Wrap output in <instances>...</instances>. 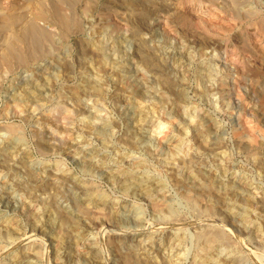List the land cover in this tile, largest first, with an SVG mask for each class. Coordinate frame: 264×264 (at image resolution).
<instances>
[{"label":"rangeland","instance_id":"1","mask_svg":"<svg viewBox=\"0 0 264 264\" xmlns=\"http://www.w3.org/2000/svg\"><path fill=\"white\" fill-rule=\"evenodd\" d=\"M40 2L72 27L38 17ZM12 12L0 27V264H195V234L220 227L203 264H264V0H0V16ZM208 181L235 193L223 215ZM151 182L161 189L147 193Z\"/></svg>","mask_w":264,"mask_h":264},{"label":"bare ground","instance_id":"2","mask_svg":"<svg viewBox=\"0 0 264 264\" xmlns=\"http://www.w3.org/2000/svg\"><path fill=\"white\" fill-rule=\"evenodd\" d=\"M74 1L75 0H67V3H72L73 2V4H74ZM212 1V0H211ZM228 1V0H227ZM39 2V1H38ZM227 3V2H226ZM231 3V2H230ZM250 3V2H249ZM248 3V4H249ZM232 4V3H231ZM36 5V4H35ZM34 5V6H35ZM26 6V5H25ZM237 6V5H236ZM244 6V5H243ZM23 7V6H22ZM21 7V8H22ZM28 7V6H27ZM25 8V7H24ZM73 8V7H72ZM14 10H15V8H14ZM18 10V9H17ZM250 10V9H249ZM13 11V10H12ZM16 11V10H15ZM19 11V10H18ZM253 11H255V10H253ZM10 12V11H9ZM2 13V12H1ZM49 13V15L50 16H52L56 21H57V24L60 26V28L63 30V31H66V30H69L71 27H72V25H73V19L72 18H68V17H66V16H62L61 14H60V12H58L57 10H49L42 2H40V5H39V7H38V11L36 12V15L38 16V17H40V16H46V14H48ZM251 13V12H250ZM255 13V12H254ZM242 14V13H241ZM248 14H249V12H248ZM252 15V14H251ZM255 15H257V13L255 14ZM23 16V15H22ZM21 16V17H22ZM188 17V16H187ZM20 18V14L19 13H15V12H12V13H9V14H6L5 16H0V27L1 26H3V25H6L7 26V24H11L12 22L14 23V22H16L18 19ZM32 18V17H31ZM139 18H140V16H139ZM80 20V19H79ZM189 20V19H188ZM19 22V21H18ZM22 22V21H21ZM208 23V22H207ZM189 24V23H188ZM206 24V23H205ZM264 25V24H263ZM97 26V25H96ZM4 27V26H3ZM75 27V26H74ZM263 27V26H262ZM260 28H261V26H260ZM1 29V28H0ZM3 29V28H2ZM5 29V28H4ZM261 29H263V28H261ZM28 31H29V29H28ZM36 31V30H35ZM117 31V30H116ZM34 32V31H33ZM40 32V31H39ZM70 32V31H69ZM103 32V31H102ZM31 33V32H30ZM49 33V32H48ZM34 34H36V33H34ZM43 35V36H42ZM46 35L47 34H45V33H43V32H41L40 33V35H33L32 34V37H31V39H32V41H31V43L33 42L35 45H37L38 47H39V45H40V43H41V41H42V38H45L46 37ZM102 35V34H101ZM29 38V37H28ZM46 38H48V37H46ZM179 40V39H178ZM50 41H52V40H50ZM110 41V40H109ZM27 42H28V39H27ZM248 43V42H247ZM44 44V43H43ZM33 45V44H32ZM34 45V46H35ZM113 45V44H112ZM46 46V45H45ZM113 47V46H112ZM241 47V46H240ZM245 47V46H244ZM20 48V47H19ZM40 48V47H39ZM194 48V47H193ZM24 49V48H23ZM42 49V48H41ZM44 49V48H43ZM47 49V48H46ZM45 49V50H46ZM27 51V50H26ZM193 52V51H192ZM195 52V51H194ZM26 53V52H25ZM31 53V52H30ZM98 53V52H97ZM14 54H16V53H14ZM181 54V53H180ZM20 55V54H19ZM33 55H35V53L33 54ZM97 55V54H96ZM118 55V54H117ZM15 56V55H14ZM6 57V56H5ZM4 57V58H5ZM22 57H23V55H22ZM187 57V56H186ZM190 57V56H189ZM194 57V56H193ZM24 58V57H23ZM28 59V58H27ZM148 59V58H147ZM19 60V59H18ZM96 60V59H95ZM101 60V59H100ZM152 60V59H151ZM99 61V60H98ZM150 61V60H149ZM182 61V60H181ZM212 61V60H211ZM6 62V61H5ZM22 62V61H21ZM147 62V61H146ZM189 62V61H188ZM11 63V62H10ZM20 63V62H19ZM216 63V62H215ZM218 63V62H217ZM17 64V63H16ZM23 64V63H22ZM111 64V63H110ZM114 64V63H113ZM182 64V63H181ZM93 65V64H92ZM11 66V65H10ZM152 66V65H151ZM150 66V67H151ZM154 66V65H153ZM114 68V67H113ZM208 68V67H207ZM208 69H210V68H208ZM208 69L205 71V75L204 76H208V78H209V76H210V72H208ZM213 71V70H212ZM202 73H204V72H202ZM209 73V74H208ZM127 74H129V73H127ZM214 74V73H213ZM140 76V75H139ZM201 76V75H200ZM83 77V76H82ZM115 77V76H114ZM137 77V76H136ZM215 77V76H214ZM224 77V76H223ZM86 78V77H85ZM91 78H92V76H91ZM131 78V77H130ZM205 78V77H204ZM88 79V78H87ZM91 80V79H90ZM89 80V81H90ZM101 80V79H100ZM116 80V79H115ZM140 80H141V78H140ZM146 81V80H145ZM82 82V81H81ZM207 82V81H206ZM221 84V83H220ZM101 85V84H100ZM136 85V84H135ZM139 85V82L137 83V85L136 86H138ZM141 85V84H140ZM214 85V84H213ZM121 86V85H120ZM88 89H90V91L92 90V91H95V90H100V87L98 86V85H96V84H92L91 86H89V88ZM201 90V89H200ZM96 92V91H95ZM175 94V93H174ZM104 95V94H103ZM180 99V98H179ZM161 100V99H160ZM77 101V100H76ZM177 105H179V104H177ZM58 106V105H57ZM139 115V114H138ZM146 115V114H145ZM144 116V115H143ZM147 116V115H146ZM145 117V116H144ZM140 118H142V117H140ZM148 118V117H147ZM131 119V118H130ZM143 119V118H142ZM153 119V118H152ZM151 121V120H150ZM193 121V120H192ZM196 122V121H195ZM104 124V123H103ZM146 124V123H145ZM198 124V123H197ZM143 125V124H142ZM213 125V124H212ZM200 126V125H199ZM90 127V126H89ZM92 127V126H91ZM193 127V126H192ZM130 128V127H129ZM128 128V129H129ZM9 129V128H8ZM10 129H12V131H13V133H14V130L15 129H17V128H15V127H10ZM94 129V128H93ZM18 130V129H17ZM194 130V129H193ZM105 131V130H104ZM100 132V131H99ZM101 134H103V133H101ZM9 141H12V140H9ZM199 142H200V140H199ZM12 144H14L13 142H11ZM260 143V142H259ZM8 144V143H7ZM11 144V145H12ZM261 144V143H260ZM15 145V144H14ZM14 145H13V147H14ZM44 146V145H43ZM219 146V145H218ZM261 146V145H260ZM9 147V146H8ZM13 147H11V148H13ZM15 147H16V145H15ZM14 147V148H15ZM211 147V146H210ZM11 148H10V151H11ZM13 148V149H14ZM212 148V147H211ZM8 150H9V148H8ZM15 150V149H14ZM7 151V150H6ZM258 152V151H257ZM174 153V152H173ZM252 153V152H251ZM95 154V153H94ZM187 154V153H186ZM257 154V153H256ZM6 158H8V159H10V156L7 154V152H6ZM175 155V154H174ZM178 155V154H177ZM185 155V154H184ZM13 156V155H12ZM170 157V156H169ZM179 157V156H178ZM5 158V159H6ZM258 158H260V156L258 157ZM176 159V158H175ZM182 159V158H181ZM88 160V159H87ZM258 160V159H257ZM181 160L180 159H176L175 160V163H177V162H180ZM183 161V160H182ZM14 162V161H13ZM136 162V161H135ZM143 162V161H142ZM189 162V161H188ZM139 163V162H138ZM138 163H137V165H138ZM139 164H141V163H139ZM173 164V163H172ZM136 165V166H137ZM177 165V164H176ZM180 165V164H179ZM178 165V166H179ZM140 166V165H139ZM177 166V167H178ZM27 167V166H26ZM101 167V166H100ZM134 167V166H133ZM139 168V167H138ZM183 168V167H182ZM263 169V168H262ZM28 170V169H27ZM192 170V169H191ZM32 171V170H31ZM29 173H30V171H28ZM125 172V171H124ZM264 172V171H263ZM131 173V172H130ZM191 173V172H190ZM195 173H196V171H195ZM200 173V172H199ZM30 174H32V172L30 173ZM133 174V173H132ZM184 174H185V172H184ZM187 174V173H186ZM194 174V173H193ZM125 175H127L126 177H128V175L129 176H131L130 174H125ZM182 175V174H181ZM189 175H191V174H189ZM136 176V175H135ZM148 175H146V177H147ZM152 176V175H151ZM178 176V175H177ZM184 176V175H183ZM125 177V178H126ZM185 177V176H184ZM192 177V176H191ZM36 178V177H35ZM58 178L59 179H67V177H65V176H62V175H59L58 176ZM128 178H130V177H128ZM151 178V177H150ZM150 178H148V179H150ZM177 178V177H176ZM180 178V177H179ZM205 178V177H204ZM203 178V179H204ZM65 179V180H66ZM119 179V178H118ZM159 179V178H158ZM161 179V178H160ZM178 179V178H177ZM34 180V179H33ZM136 180V179H135ZM140 180V179H139ZM184 181H185V179H183ZM120 181V180H119ZM163 181V180H162ZM161 181V182H162ZM188 181V180H187ZM209 181H210V179H209ZM209 181H208V183H209ZM123 182V181H122ZM129 182H132V181H129ZM139 182V181H138ZM140 182H141V180H140ZM158 182V181H157ZM157 182H151V184L149 183V184H144L143 183V185H145V186H142L144 189H145V191L147 192V193H150V192H153L155 189H157V188H159V189H161L160 188V185L161 184H159V183H157ZM203 182V181H202ZM213 182V181H212ZM215 182V181H214ZM28 183V182H27ZM26 183V184H27ZM37 183V182H36ZM39 183V182H38ZM127 183V182H126ZM145 183H146V181H145ZM188 183V182H187ZM211 183V182H210ZM209 183V184H210ZM180 184H182L181 183V181H180ZM212 184V183H211ZM123 185V184H122ZM130 185V184H129ZM139 185V184H138ZM151 185V186H150ZM208 185V184H207ZM213 185V184H212ZM135 186V185H134ZM141 186V185H140ZM148 186H150V188H147ZM188 186V185H187ZM205 186V185H204ZM244 186V185H243ZM61 187V186H60ZM130 187V186H129ZM136 187V186H135ZM215 187L216 188H218V186H216L215 185ZM37 188V187H36ZM55 188V187H54ZM131 188V187H130ZM139 188V187H138ZM190 188H192V187H190ZM31 189V188H30ZM56 189V188H55ZM135 189V188H134ZM134 189H133V191H134ZM206 188H204V190H205ZM225 189V188H224ZM239 190L238 191H240L241 189L240 188H238ZM152 190V191H151ZM202 190H203V188H202ZM202 190L200 189V191H201V193H202ZM54 191V190H53ZM157 191V190H156ZM211 196H213L214 198H216L218 201V203H219V205H221V206H219L220 208H218V207H215L214 205L213 206H211V211H213L214 209L213 208H215L216 210L217 209H219L218 211H220L221 213H222V215H223V213H224V206H225V203H227V205H228V202L227 201H233V202H235V201H237V198H235V193H233L232 194V190L230 191V190H226L227 191V193L226 194H224V193H221V192H219V190H216V189H214V185H213V187L210 185V187H208V189L206 190ZM205 191V192H206ZM243 191V190H242ZM245 191V190H244ZM243 191V192H244ZM142 192H144V191H142ZM145 192V193H146ZM155 192V191H154ZM158 192H160L159 190H158ZM223 192V191H222ZM241 192V191H240ZM239 192V193H240ZM30 193V192H29ZM135 193V192H134ZM144 193V194H145ZM157 193V192H156ZM238 193V194H239ZM30 194H32V193H30ZM194 194V193H193ZM204 194V193H203ZM237 194V193H236ZM54 195V194H53ZM143 195V194H142ZM152 195V194H151ZM204 195H206V194H204ZM203 195V196H204ZM240 195V194H239ZM250 195V194H249ZM248 195V196H249ZM156 196V195H155ZM160 196V195H159ZM237 196V195H236ZM146 197V196H145ZM161 197V196H160ZM165 197V196H164ZM202 197V196H201ZM32 198V197H31ZM206 198H208V197H206ZM247 198V197H246ZM249 198V197H248ZM246 199V200H248V206H256V200H252V199ZM156 199V198H155ZM192 199V198H191ZM195 199V198H194ZM30 200V199H29ZM188 200V199H187ZM210 200V199H209ZM208 200V201H209ZM239 200V199H238ZM48 201V200H47ZM107 201V200H106ZM244 201V200H243ZM33 202V201H32ZM155 202V201H154ZM156 202H157V199H156ZM38 203V202H37ZM192 203V202H191ZM212 203V202H211ZM230 203V202H229ZM240 203V202H239ZM156 204V203H155ZM159 204H160V201H159ZM165 204H166V202H165ZM264 204V203H263ZM30 205V204H29ZM45 205V204H44ZM81 205V204H80ZM209 205V204H208ZM230 205V204H229ZM46 206V205H45ZM49 206V205H48ZM157 206V205H156ZM194 206V205H193ZM203 206V205H202ZM206 206V205H205ZM204 206V207H205ZM231 206V205H230ZM241 206V205H240ZM159 207V206H158ZM199 207H201V205L199 206ZM203 207V208H204ZM223 209H222V208ZM237 207V206H236ZM257 207V206H256ZM202 208V209H203ZM81 209V208H80ZM156 209H158V208H156ZM168 209V208H167ZM166 209V210H167ZM37 210V209H36ZM39 210V209H38ZM49 210H51V209H49ZM206 210V209H205ZM231 210L232 211H234L233 210V208H231ZM236 210V209H235ZM256 210V209H255ZM85 211V210H84ZM204 211V210H203ZM174 212V211H173ZM205 212V211H204ZM208 212V211H207ZM61 213V212H60ZM210 213V212H209ZM212 213V212H211ZM210 213V214H211ZM216 213V212H215ZM32 214V213H31ZM40 214V213H39ZM39 214H38V216H39ZM64 214V213H63ZM63 214H61L62 216H64V218H66L67 216H65V214L63 215ZM200 214V213H199ZM204 214V213H203ZM220 214V213H219ZM227 214V213H226ZM229 214V213H228ZM240 215V214H239ZM205 216V215H204ZM12 217V216H11ZM40 217V216H39ZM175 217V216H174ZM177 217H179V216H177ZM177 217H175V218H177ZM217 217V216H216ZM233 217V216H232ZM77 218V217H76ZM175 218H174V221H175ZM223 218V217H222ZM226 218V217H225ZM5 219V218H4ZM62 219V218H61ZM168 219V218H167ZM171 219H172V217H171ZM180 219V218H179ZM224 219V218H223ZM11 220V219H10ZM37 219L35 218V221H36ZM178 220V219H177ZM5 221V220H4ZM69 221V220H68ZM168 223H169V221L168 220H166ZM179 221V220H178ZM172 222V221H171ZM227 222V221H226ZM225 222V223H226ZM11 223V222H10ZM13 223V222H12ZM77 223V222H76ZM231 223H232V221H231ZM254 223V222H253ZM259 223V222H258ZM63 224V223H62ZM78 224V223H77ZM252 223H250V225H251ZM34 225V224H33ZM229 225H230V223H229ZM52 226V225H51ZM43 227V226H42ZM205 227V226H204ZM224 227V226H223ZM41 228V227H40ZM258 230V227H256V225H254V231H257ZM260 230V229H259ZM258 230V231H259ZM45 231V230H44ZM79 231V230H78ZM43 232V231H42ZM262 232V231H261ZM45 233V232H44ZM82 233V232H81ZM84 233V232H83ZM82 233V234H83ZM186 235V234H185ZM185 235H184V233H183V236L182 235H177L176 234V237H175V235H174V237H175V245L174 246H176L178 249L180 248V244H181V242L184 240V238H186L185 237ZM196 238H198V242H199V244H200V248H202V249H200V250H202V252H200L199 253V257H198V259L196 260V262H195V264H203V262H205V260H209L210 258H212L213 256H214V254H216V249H217V246H218V243L224 238V233H223V230L221 229V227L220 228H213V229H210L209 231H205V230H200V231H198L196 234ZM193 237V236H192ZM259 237V236H258ZM227 240V239H226ZM259 242V241H258ZM196 243V242H195ZM226 244V243H225ZM114 245V244H113ZM231 248V247H230ZM236 249V248H235ZM227 250V249H226ZM54 251H56V250H54ZM127 252V251H126ZM57 253H58V251H57ZM88 255L89 256H91V257H94L95 255H93L92 254V251H88ZM179 252H177L176 254H178ZM197 253V252H196ZM55 254V253H54ZM198 254V253H197ZM196 254V255H197ZM124 255V254H123ZM122 254H121V256H123ZM13 256V255H12ZM11 256V257H12ZM21 256V255H20ZM87 256V255H86ZM216 256V255H215ZM237 256V255H236ZM257 256V255H256ZM60 256H58V258H59ZM195 257V256H194ZM21 258V257H20ZM132 255H130L129 253L127 254V255H124V261H125V263H129V264H135L134 263V261L132 260ZM260 258V257H259ZM17 259V258H16ZM19 259V258H18ZM96 259V258H95ZM215 259V258H214ZM218 259H219V257H218ZM239 259V258H238ZM237 259V257H235V256H224L223 258H221L220 260H218V261H221L222 260V263L223 264H230V262L231 263H233V264H236L235 262L238 260ZM13 260V259H12ZM22 260L23 259H19V260H16V263L15 264H21L22 263ZM59 260V259H58ZM61 260V259H60ZM59 260V261H60ZM98 260V259H97ZM136 260V259H135ZM213 260V259H212ZM258 261H259V259H257ZM137 261H138V259H137ZM141 261V260H140ZM152 261V260H151ZM239 261V260H238ZM30 263V262H29ZM62 263V262H61ZM66 263V262H65ZM194 263V262H193ZM219 263V262H218ZM8 264V263H7ZM24 264V263H23ZM140 264V263H139ZM151 264V263H150ZM152 264H154V262H152ZM159 264H166L165 263V261H160V263ZM207 264V263H206Z\"/></svg>","mask_w":264,"mask_h":264}]
</instances>
